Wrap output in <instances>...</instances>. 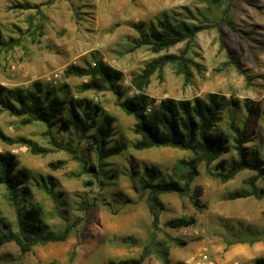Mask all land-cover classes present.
I'll return each mask as SVG.
<instances>
[{
  "label": "rangeland",
  "instance_id": "rangeland-1",
  "mask_svg": "<svg viewBox=\"0 0 264 264\" xmlns=\"http://www.w3.org/2000/svg\"><path fill=\"white\" fill-rule=\"evenodd\" d=\"M25 1L42 4L44 18L34 10L11 7ZM32 16L42 24L36 42L27 33ZM163 17L204 28L189 43L190 82L184 85L182 75L167 64L161 73L151 74L145 93L155 103L166 97L193 99L216 93L222 101L216 129L225 134L229 150L210 163L199 164L191 189L202 188L203 207L196 209L190 196L164 193L159 227L153 228L140 177L149 170L157 176L155 181L174 179L173 165L194 153L169 146L135 149V120L118 101L136 92L131 78L141 73L146 62L162 54H178L185 47L183 41L155 53L147 45L134 46L138 37L134 24L143 23L146 28ZM9 37L19 41L12 49L0 50V85L32 88L37 83L40 93L51 89L66 102L80 97L92 100L113 119L106 147L119 145L121 150L90 170L88 165L97 163L95 151L78 134L56 123L51 127L54 145L44 134L43 123L23 124L20 117L0 108V129L11 140L0 138V152L15 154L16 171L26 177L28 187L24 194V185L20 186L18 207L40 204L50 231L72 225L63 241L37 243L25 253L14 241L2 244L0 264H107L136 257L145 246L150 252L142 264H255L256 258L264 257V195L231 196L250 190L248 181L256 173L243 170L226 182L212 176L217 162L228 167L236 157L231 123L242 127L248 115L246 105L252 109L246 152L264 167V0H0V39ZM97 58L122 71L121 98L108 89L82 91L80 84L86 77L64 74L69 64L91 65ZM55 73L57 83L46 79ZM20 137L48 152L32 153L16 141ZM58 160L64 161L61 167L50 165ZM255 187L264 189V174L256 178ZM182 215L193 216L195 223L180 228L165 225ZM0 216L8 223L7 228L0 225V234L17 232L15 209L2 184ZM253 237L256 240L250 243Z\"/></svg>",
  "mask_w": 264,
  "mask_h": 264
},
{
  "label": "trees",
  "instance_id": "trees-1",
  "mask_svg": "<svg viewBox=\"0 0 264 264\" xmlns=\"http://www.w3.org/2000/svg\"><path fill=\"white\" fill-rule=\"evenodd\" d=\"M41 6L42 4L28 1L11 5L12 8L20 10H34L39 18H44ZM227 9L228 7L223 10L224 14ZM225 21L231 25L229 18H226ZM134 28L138 32V37L134 38V46L147 45L155 53L167 51L179 42L186 43L178 54L166 53L146 62L141 73L131 78L136 92L132 96H125L121 101H118L121 109L135 120L133 132L138 135L133 142L135 149L169 146L191 150L194 153L190 158L179 159L173 165L174 179L155 181L157 176L149 170H146L140 177V188L143 191L147 190L145 202L151 215V225L153 228H158L159 215L164 206L161 195L164 193L175 192L181 196H190L196 209L203 207L200 201L202 188L194 186L191 189V184L199 172V164L202 161L212 162L227 152L229 146L225 134L216 129L222 107V101L216 93H208L204 97L196 96L193 99L166 97L155 103V100L144 90L149 83L151 74L154 71L161 73L167 64L173 65L176 72L182 75L184 85L190 82L192 76L190 64H193V61L188 57L187 51L190 41L204 28V25L189 23L185 20L171 21L163 17L146 28L143 27V23H135ZM27 33L33 42L38 41L39 36L42 35V24L36 22L33 16L28 21ZM18 41L14 37H9L7 40L0 39V50L12 49L18 44ZM222 45L220 44V47ZM64 74L86 77V81L80 84L82 91L108 89L119 98L124 96V90L120 83L123 78L122 71L101 59L97 58L91 65L85 66L69 64L64 68ZM40 90L37 83H34L32 88L0 85V108L20 117L23 124L34 121L43 123L46 126L44 134L50 136L54 145L57 143L53 140L51 127L56 123L60 124L62 130H72L78 134L95 151L97 163L95 165L90 163L88 165L90 170H95L97 166H100L103 159L120 152L119 145L106 147V142L111 136L113 121L108 111L86 97L66 102L63 97L53 95L51 89H46L42 93ZM148 106H150L149 110H147ZM246 107L248 115L243 121L242 127L238 128L234 123H231V130L234 134L231 148L235 151L236 157L230 159L228 167L222 161L217 162L215 166L217 171L213 172L212 176L221 182H226L243 170L254 171L256 175L250 177L248 181L250 190L236 191L231 196L254 195L260 197L264 195V189L258 191L255 187V180L264 174V167L246 152L244 144L248 141L247 127L252 113V109L248 105ZM0 138L11 142L1 129ZM16 141L27 145L34 154L48 152V148L38 146L37 143L29 139L20 137ZM63 164L64 161L61 160L50 162V165L55 168L61 167ZM16 167L15 154L10 151L0 152V184L4 185L7 190L9 200L15 209L18 226L17 232L7 231L0 234V246L6 242L14 241L21 252L25 253L37 243L63 241L68 236L72 225H66L63 230L53 232L48 230V226L42 218L40 204L30 203L25 209L18 207L19 188L25 184L26 177L21 172H17ZM48 179L50 184L54 185L51 177ZM23 192L24 194L28 192L26 185L23 186ZM194 223L193 216L182 215L169 219L165 225L180 228ZM0 225L8 227L7 221L1 216ZM255 240L253 237L249 239V242L252 243ZM179 244H185V241H179ZM149 252L148 247L145 246L136 257L108 260L107 264H142ZM163 260L165 263L168 262L166 256L163 257ZM254 262L255 264H264V257H258ZM40 264H56V262Z\"/></svg>",
  "mask_w": 264,
  "mask_h": 264
},
{
  "label": "built area",
  "instance_id": "built-area-1",
  "mask_svg": "<svg viewBox=\"0 0 264 264\" xmlns=\"http://www.w3.org/2000/svg\"><path fill=\"white\" fill-rule=\"evenodd\" d=\"M46 79H47V80H50V81L53 82V83H57V81L59 80V75H58L57 73L52 74V75H48V76L46 77ZM124 82L127 83L126 80H125ZM149 109H150V106L147 107V110H149Z\"/></svg>",
  "mask_w": 264,
  "mask_h": 264
}]
</instances>
